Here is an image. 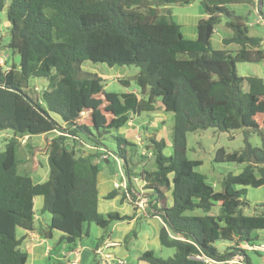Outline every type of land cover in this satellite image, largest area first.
<instances>
[{"label":"trees","instance_id":"obj_1","mask_svg":"<svg viewBox=\"0 0 264 264\" xmlns=\"http://www.w3.org/2000/svg\"><path fill=\"white\" fill-rule=\"evenodd\" d=\"M189 1L9 0L5 4L0 0V12L6 11V48L11 55L6 70L0 64V134H11L0 151V264L26 263L24 237L17 238L16 230L33 231L37 196L43 200L40 212L49 215V224L39 235L51 240L57 231L61 236L56 244L70 249L88 236L91 224L105 230L111 223L132 219L98 212L96 161L107 154L102 149L106 134L127 127L135 117L153 113L157 101L166 113L173 114V126L168 156L163 153L162 140L156 141L153 134L143 137L142 156L152 153L154 170L143 167L135 174L136 165L128 161L137 146L114 137L113 155L122 161L123 173L136 175L144 184L149 191L148 209L156 211L164 223L158 235L161 247L175 251L167 260L147 251L139 261L224 264L242 256V264H251L242 247L264 241L257 235L264 231V212L258 211L262 207L250 211L246 199L248 188L264 187V79L239 77L235 66L264 64L263 40L249 36L244 18L228 9L253 0H199L204 16L197 23V36L183 38L168 6ZM260 5L257 2L258 16H262ZM222 17L231 35L221 43L236 45L234 55L210 47ZM262 19L264 26V15ZM84 62L107 68L135 67L133 81L139 92H104L103 78L84 72ZM32 78L43 79L45 85L28 95ZM209 128L226 133L240 130L243 135L239 151L227 153L220 148L214 152L213 163L245 165L240 173L227 174L218 192L195 171L200 162L186 158L187 134ZM51 132L60 134L47 147L48 178L33 184L29 175L17 170V139ZM251 134L260 138V148L248 143ZM82 138L96 152L85 154L80 149L85 145ZM66 143H71L70 151ZM77 153L80 157L74 159ZM169 191L172 205L166 207ZM116 194L117 189L106 198ZM214 207L219 209L217 215L211 214ZM194 210L202 215H185ZM134 237L133 231L125 245ZM219 241L228 243L223 251L214 246ZM94 264H98L96 259Z\"/></svg>","mask_w":264,"mask_h":264},{"label":"rangeland","instance_id":"obj_2","mask_svg":"<svg viewBox=\"0 0 264 264\" xmlns=\"http://www.w3.org/2000/svg\"><path fill=\"white\" fill-rule=\"evenodd\" d=\"M9 0H5V4H8ZM258 2V0H256ZM264 0H262L263 4ZM170 12L175 21H180L179 18H185L187 21H191L196 17H201L203 15L202 8L199 4V0H190L189 4H172L168 6ZM228 9L236 14L237 8L235 6H228ZM5 10V9H4ZM0 12V63L3 65V70H6L11 62V55L6 45L9 42V35L7 25L5 26V11ZM235 11V12H234ZM262 12H264V8H262ZM238 15V14H236ZM244 18L246 25L248 26V35L251 37H257L264 41V27L261 25H251L255 18L253 11L248 10L245 14L240 15ZM226 18L222 17L220 24L215 28V32L211 36L210 39V47L216 51H227L231 55L237 51V46L232 44L228 47L223 46L221 41L223 38L231 35V31L225 27ZM115 70H118V67H114ZM236 74L239 77L246 76H258L264 79V64L263 63H237L235 66ZM82 70L84 72L95 73L103 78V91L106 93H115V94H123L126 92H139V89L134 84L133 78L137 73V69L135 67L122 68L121 76L123 79H115L113 71H110L104 65H95L90 62H84L82 64ZM114 70V71H115ZM117 72V71H116ZM107 73V74H106ZM44 82L43 79L40 78H32L29 80L28 88L26 92L28 95H35L36 90L34 89L38 86L37 93ZM121 82H126L127 85H123ZM246 89V85L244 86ZM160 102L157 101L155 103V107L159 106ZM154 118L151 120L152 124L148 125V116L150 114H143L141 117H135L134 121H132L131 126L134 130L140 132V136L143 139L144 133L143 130H147L150 134L156 135V141H163L164 150L163 153L168 156L171 154V128L173 126V114L172 113H163L162 110L155 109L153 113ZM56 120H59L55 117ZM145 122H141L142 120ZM126 129V128H125ZM119 131V130H118ZM118 131H110L106 134L102 139V149L107 150V161L102 159L98 160V168L100 169V173L105 176H111L116 181L120 180V172L122 169V161L114 157L113 153L116 151V142L114 137H126L125 134H119ZM126 132V130H125ZM11 134L9 132H3L0 134V151L3 150L6 139ZM50 135H48L49 137ZM248 143L255 148L261 147L260 138L256 134H251L248 138ZM41 145H44L43 139L39 135L30 136V140L25 142L24 144L19 143L16 150V158L18 162L17 170L20 174H27L30 176V165L26 164V159H29L31 154V148H41ZM243 147V135L240 130L230 131L229 133L219 131L217 129L209 128L205 131H196L193 133H188L186 137V158L190 161H198L200 162V166L195 168L197 173H200L204 176L206 183L215 191H220V182L227 174H238L241 172L244 164H217L212 162V158L214 152L217 149H223L227 153H231L234 151H239ZM144 146L138 144L136 153L130 157L128 163L136 165L134 173L137 174L144 169L150 171L155 169L154 157L152 153H148L146 156H142L144 153ZM37 157V156H36ZM38 160L41 161L40 157H37ZM43 158V157H42ZM43 162V160H42ZM45 163V161H44ZM28 166V167H27ZM42 167L45 168L42 164ZM41 167V168H42ZM137 178L136 175H131ZM122 177V176H121ZM264 190H257L248 188L246 191V199L250 202L251 210L255 206H261V209L258 211L264 212V201H261L264 198ZM170 198V199H169ZM172 204V198L169 194V197L166 196V207H170ZM219 213V209L214 207L211 210L212 215H217ZM249 213V212H247ZM104 215V214H102ZM187 216H201L202 212L199 210H194L192 212H186ZM40 218V221H35V228H44V224H49V215L47 213L39 212L37 215ZM42 223V224H41ZM90 227V235L81 239L82 246H96L98 239L96 238L95 232L99 230L98 227L91 224ZM22 233V230H16V237H18ZM259 233V232H258ZM258 237L261 234H257ZM49 247L51 249V255L49 260H42L37 264H66L71 261L72 257L70 256V251L66 250L65 256H61L59 254L58 249L56 248V244L51 243L49 240ZM260 242V241H259ZM258 243V242H256ZM228 245L226 242H216L215 248L219 251H223V249ZM162 248V247H161ZM175 251L173 249H164L162 248V253L159 258L163 260H167L173 257ZM247 257L249 258L251 264H264L261 257L254 252H246ZM81 264H94V258L91 253L88 252L87 258L82 260Z\"/></svg>","mask_w":264,"mask_h":264},{"label":"crops","instance_id":"obj_3","mask_svg":"<svg viewBox=\"0 0 264 264\" xmlns=\"http://www.w3.org/2000/svg\"><path fill=\"white\" fill-rule=\"evenodd\" d=\"M259 4V3H258ZM262 4V3H261ZM230 6V5H229ZM231 6H235L237 8L236 14L243 15L248 10L253 11L255 18H257L259 9H257V2L253 0L252 3H240L234 4ZM262 12V8H264V2L262 5L259 6ZM5 11V10H4ZM235 12V11H234ZM203 13V10H202ZM261 14V13H260ZM264 12H262V16ZM6 16V11H5ZM204 15L201 17H196L191 21H187V19L179 18L180 21H176L178 25H180V32L183 38L193 40L197 36V23L200 19L203 18ZM261 16V15H260ZM256 20V19H255ZM8 25L6 17H5V26ZM263 26V25H261ZM264 27V26H263ZM263 48H264V41H263ZM110 71H113L115 79H123L121 76L122 68L118 67V70H115L114 67L108 68ZM115 70V71H114ZM117 71V72H116ZM88 73H91L89 70ZM107 74V73H106ZM45 85V81L41 84L39 90L42 86ZM35 88L38 89V86ZM137 93V92H134ZM155 109L162 110L163 113H166L162 106H156ZM155 112V110H154ZM153 112V113H154ZM151 113L148 117L147 124H152L151 120L154 118V114ZM153 117V118H152ZM127 127L120 129L118 132L119 134H125L126 137L124 138L131 144L134 145H142L144 146L143 139L140 136V132L134 130L131 126V122ZM141 122H145V120L141 119ZM126 128V129H125ZM126 130V132H125ZM144 136L150 137V134L147 130L143 131ZM59 132H51L45 135H39L43 139L44 145H41V148H31V154L29 159H26V164L29 163L30 167V178L33 184H40L46 181L48 178L49 168L47 162V154H48V144L51 139L59 136ZM48 135H50L48 137ZM154 135V134H153ZM155 139H156V135ZM8 137V136H7ZM21 144L28 142L30 140V136H24L22 138L17 139ZM82 142H84V146L80 149L88 153L96 152V149L92 144L87 141L86 139L82 138ZM40 157L41 161L38 160L37 157ZM43 157V158H42ZM43 160V162H42ZM102 160L107 161V156H103ZM45 161V163H44ZM98 164V160L96 161ZM42 164L45 168L42 167ZM28 167V166H27ZM42 167V168H41ZM97 175V191H98V204L97 210L100 214H107V213H117L120 216H128L132 217L129 221L124 222H115L109 224V226L103 230L99 228L95 232L96 238L100 239L103 237L102 241L100 242L97 249L100 248L102 253L115 257L125 262V264H146L142 261H139V257L147 251H151L154 256L160 257L162 253V248L159 242V230L162 226H164L163 221L161 220L160 216L157 214L156 211H152L147 209H143L139 207L138 202L141 198H147L146 195L149 191L144 189V184L134 176H127L122 172H120V180L116 181L111 176H105L100 173ZM122 176V177H121ZM118 184L119 189H117V194L112 199H107L106 196L109 192L115 190L114 185ZM264 190V187H261L257 190ZM135 197L131 200L128 191ZM218 192V191H217ZM170 191L165 193V197H169ZM171 195V194H170ZM264 195V194H261ZM148 199V198H147ZM170 199V198H169ZM264 201V198L261 199ZM43 200L42 197L37 196L33 200V211L34 215V222H33V231L30 233H22L17 237L21 238L24 237L22 240V248L27 254V259L25 264H37L42 260H49L51 255V249L49 247L48 240L42 238L39 235V229H36L34 224L35 221H40V218L37 216L42 208ZM172 205V204H171ZM150 206V204H149ZM42 224V223H41ZM47 225L44 224V227ZM88 235H90V227L87 228ZM134 231L135 237L129 241L127 246L125 245L124 241L130 234ZM261 234L259 239H264V231L259 232ZM61 236V233L54 231L52 234L51 243H57ZM84 238V237H83ZM82 239V238H81ZM96 246H82L81 240L76 243V246L73 249H70L65 244H56V248L59 251L61 256H65L66 250L70 251V256L72 257L71 261L77 260L78 264L82 263V260L87 258L88 252L93 255L94 261L98 260V256H94V251ZM97 251V250H96ZM95 251V252H96ZM251 263V262H250ZM65 264V263H64Z\"/></svg>","mask_w":264,"mask_h":264},{"label":"built area","instance_id":"obj_4","mask_svg":"<svg viewBox=\"0 0 264 264\" xmlns=\"http://www.w3.org/2000/svg\"><path fill=\"white\" fill-rule=\"evenodd\" d=\"M251 25H263L262 16H257L256 20H254V22ZM119 187L120 186H118V184L114 185V189H119ZM138 205H139V207H141L143 209H147V208H149V201L147 198H141V199H139ZM242 248L246 252L250 251V252L257 253L261 257V259L264 263V241L245 245ZM95 253H96V256H98V260H97L98 264H125V262L120 260V259H117L115 257H112V256H109V255L102 253L100 248L97 249V251ZM241 261H242V256H236V257L232 258L231 260L225 262L224 264H242ZM66 264H78V262H77V260H73V261L67 262Z\"/></svg>","mask_w":264,"mask_h":264},{"label":"water","instance_id":"obj_5","mask_svg":"<svg viewBox=\"0 0 264 264\" xmlns=\"http://www.w3.org/2000/svg\"><path fill=\"white\" fill-rule=\"evenodd\" d=\"M258 3L261 4V3H262V0H258ZM14 62H15V63H18V62H19V57H18V56L15 57ZM65 146H66V149H67V150H69V151L71 150V147H72V146H71V143H66ZM79 157H80V154L77 153V154L74 155L73 158H74V159H78Z\"/></svg>","mask_w":264,"mask_h":264}]
</instances>
